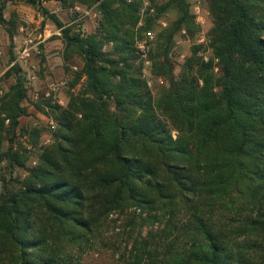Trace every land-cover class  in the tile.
Listing matches in <instances>:
<instances>
[{
  "label": "trees",
  "instance_id": "16d2710c",
  "mask_svg": "<svg viewBox=\"0 0 264 264\" xmlns=\"http://www.w3.org/2000/svg\"><path fill=\"white\" fill-rule=\"evenodd\" d=\"M8 1L0 25L13 28ZM56 1L96 6L101 19L84 36L50 16L65 60H82L73 84L84 86L52 108L58 128L36 166L3 179L0 264H82L121 217L132 240L124 264H264V0H207L212 57L193 46L178 73L176 39H194V16L187 0L156 5L177 13L150 53L153 75L166 79L156 95L136 47L156 24L141 17L142 0ZM27 97L16 76L0 106V171L25 167L6 143Z\"/></svg>",
  "mask_w": 264,
  "mask_h": 264
},
{
  "label": "rangeland",
  "instance_id": "374dc122",
  "mask_svg": "<svg viewBox=\"0 0 264 264\" xmlns=\"http://www.w3.org/2000/svg\"><path fill=\"white\" fill-rule=\"evenodd\" d=\"M168 1L142 0L140 12L143 18L147 16L156 18L154 29L142 33L141 39H138L136 44L139 52L143 51L146 54V58L142 54L139 57L143 61L144 78L154 95L166 85V79L153 75V61L150 53L155 47L158 33L166 27L168 21L177 18L176 11L172 9L157 14L156 5L162 6ZM187 3L194 16V39H190L192 37H189L186 31H182L176 39L173 51V59L176 62L175 73L179 72L185 59L190 56L193 46L200 47L198 54L206 60L212 57V52L208 47L212 15L207 0H187ZM197 7L200 11L196 10ZM4 15L7 20L15 17L17 24L13 28L0 25V106L10 86L15 83L16 76L23 79L28 90V97L24 102L27 115L20 118L15 136L8 138L9 140L12 138L13 141L6 143L7 147L12 146L25 153V167L16 166L15 169H9L7 164L2 165L0 193L3 191L4 178L8 181L23 178L29 169L36 166L40 148L52 142L53 132L58 128L52 108L65 107L70 94H78L84 86V78L77 84H73L82 68V60L78 56L70 61L65 60L61 30L53 23L50 16H57L66 26H73L75 32L84 36L94 33L101 19L96 6L76 4L63 8L56 0L48 3L40 1L37 5L30 4L28 0H11L5 7ZM8 28L11 30L10 35ZM26 38L33 41V48L30 56L22 60L19 56L24 49L23 42ZM140 45L145 47L142 49ZM106 48L109 49L110 46ZM14 68L19 72L17 73ZM6 124L8 126L9 122L7 121ZM52 124L55 125V130L51 129ZM34 132L39 134L38 138H33ZM124 220V217H121L115 227H104L101 230L98 242L85 249L82 264H124L119 262V254L127 255L132 244V240L123 230ZM147 231L148 228L145 227L141 230L143 235H146Z\"/></svg>",
  "mask_w": 264,
  "mask_h": 264
},
{
  "label": "built area",
  "instance_id": "2783aa9c",
  "mask_svg": "<svg viewBox=\"0 0 264 264\" xmlns=\"http://www.w3.org/2000/svg\"><path fill=\"white\" fill-rule=\"evenodd\" d=\"M196 10L200 11V9L198 7L196 8ZM23 43H24V49L22 50V52H21V54L19 56V59L26 60L30 56L31 50L33 48L32 47L33 41L31 39H29V38H26ZM141 47L143 49L145 46L144 45H140V48ZM140 54H142V56L144 58H146V54H144L143 51ZM147 64L149 65V62ZM51 129L55 130V125L54 124H52Z\"/></svg>",
  "mask_w": 264,
  "mask_h": 264
},
{
  "label": "crops",
  "instance_id": "0c3cea01",
  "mask_svg": "<svg viewBox=\"0 0 264 264\" xmlns=\"http://www.w3.org/2000/svg\"><path fill=\"white\" fill-rule=\"evenodd\" d=\"M51 0H43V3H48L50 2ZM46 37V36H45Z\"/></svg>",
  "mask_w": 264,
  "mask_h": 264
}]
</instances>
